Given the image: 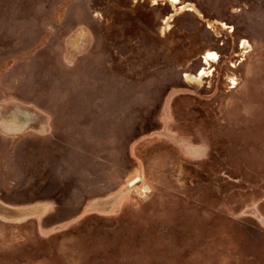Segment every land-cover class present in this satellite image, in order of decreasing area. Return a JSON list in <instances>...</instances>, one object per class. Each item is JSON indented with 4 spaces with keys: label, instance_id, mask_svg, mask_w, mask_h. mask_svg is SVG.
I'll return each mask as SVG.
<instances>
[{
    "label": "rangeland",
    "instance_id": "rangeland-1",
    "mask_svg": "<svg viewBox=\"0 0 264 264\" xmlns=\"http://www.w3.org/2000/svg\"><path fill=\"white\" fill-rule=\"evenodd\" d=\"M0 201V264H264V0H0Z\"/></svg>",
    "mask_w": 264,
    "mask_h": 264
},
{
    "label": "crops",
    "instance_id": "crops-1",
    "mask_svg": "<svg viewBox=\"0 0 264 264\" xmlns=\"http://www.w3.org/2000/svg\"><path fill=\"white\" fill-rule=\"evenodd\" d=\"M14 117V116H13ZM9 117L8 121H13L11 124H8L4 130L6 134H19L21 132L20 122L15 121V118ZM46 205H33L28 207H16L8 205L0 201V218L5 221H15L20 218L30 216V215H40L46 211Z\"/></svg>",
    "mask_w": 264,
    "mask_h": 264
},
{
    "label": "bare ground",
    "instance_id": "bare-ground-1",
    "mask_svg": "<svg viewBox=\"0 0 264 264\" xmlns=\"http://www.w3.org/2000/svg\"><path fill=\"white\" fill-rule=\"evenodd\" d=\"M211 57H212V53H211Z\"/></svg>",
    "mask_w": 264,
    "mask_h": 264
}]
</instances>
